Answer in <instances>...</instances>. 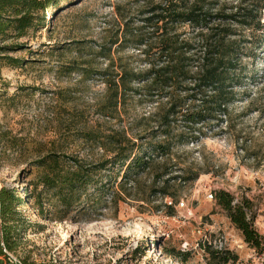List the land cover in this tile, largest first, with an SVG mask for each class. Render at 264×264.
<instances>
[{
	"label": "rangeland",
	"instance_id": "rangeland-1",
	"mask_svg": "<svg viewBox=\"0 0 264 264\" xmlns=\"http://www.w3.org/2000/svg\"><path fill=\"white\" fill-rule=\"evenodd\" d=\"M169 1L184 6L179 0H63L40 12L45 24L37 32L0 42L18 46L0 51V189L33 193L36 163L49 154L97 165L119 144L166 142L159 123L165 99L133 95L115 106L112 90L123 71L149 69L166 33L151 10ZM241 1L208 0L207 7L230 14ZM262 23L260 31L232 24L255 80L229 121L204 129L206 138L154 154L149 169L132 179H117L119 166L112 179L103 174V199L84 200L65 220L56 218L54 201L46 202L45 219L21 205L24 233L15 255L26 264H209L210 252L219 251L237 257L228 264H260L210 195L225 190L249 199L264 236V11ZM175 29L184 40L199 31L186 24Z\"/></svg>",
	"mask_w": 264,
	"mask_h": 264
},
{
	"label": "trees",
	"instance_id": "trees-1",
	"mask_svg": "<svg viewBox=\"0 0 264 264\" xmlns=\"http://www.w3.org/2000/svg\"><path fill=\"white\" fill-rule=\"evenodd\" d=\"M61 1L0 0V42L25 38L30 32H37L40 24H45L40 12ZM179 1H184L183 7L169 1L151 10L158 14L154 19L161 24L160 30L166 32L156 47V58L144 72L125 70L120 73L113 81L112 90L115 106L133 95L155 98L156 101L165 99L159 123L160 127L166 128L162 133L166 142L119 144L113 157L97 165L84 164L63 154L42 157L36 163L40 172L33 193L25 191L21 197L15 189H0V254L3 252L1 243L13 252L24 233L25 219L18 211L21 205L30 204L38 217L45 219L48 216L45 204L54 201L59 208L56 218L65 220L84 200L99 202L103 199L105 176L112 179L110 173L115 167L123 169V174L117 175L121 182L132 179L149 169L154 154L164 152L165 148L170 150L174 145L206 138L204 129L230 120L231 108L242 102L245 89L255 80L244 63L245 42L234 38L237 33L232 24L260 31L264 0H242L230 14H213L207 7L208 0ZM216 22L219 23L215 25ZM183 24L199 30L193 40L181 39L176 33L175 27ZM17 47L0 46V51L12 52ZM11 61L14 67L21 64L19 59ZM134 84L139 87L135 89ZM177 124H181L182 131L177 129ZM171 138L175 139L174 143H168ZM213 197L244 242L259 257L260 264H264V236L255 227L257 215L252 202L247 198L237 200L225 190L215 191ZM210 256L209 264H228L237 260L235 256L224 257L219 251L210 252Z\"/></svg>",
	"mask_w": 264,
	"mask_h": 264
},
{
	"label": "built area",
	"instance_id": "built-area-1",
	"mask_svg": "<svg viewBox=\"0 0 264 264\" xmlns=\"http://www.w3.org/2000/svg\"><path fill=\"white\" fill-rule=\"evenodd\" d=\"M213 198V194L210 195ZM184 206V203H181ZM3 252L0 254V264H25L24 261L15 255L14 252L9 251L5 243H1ZM221 249V246H220Z\"/></svg>",
	"mask_w": 264,
	"mask_h": 264
}]
</instances>
